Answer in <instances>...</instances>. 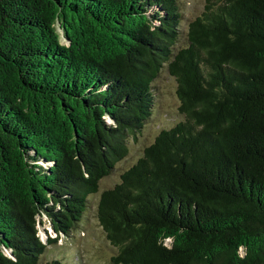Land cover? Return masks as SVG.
<instances>
[{
  "label": "trees",
  "instance_id": "1",
  "mask_svg": "<svg viewBox=\"0 0 264 264\" xmlns=\"http://www.w3.org/2000/svg\"><path fill=\"white\" fill-rule=\"evenodd\" d=\"M180 22L179 0H0V264H68L37 225L79 227L163 67L183 118L99 193L112 262L264 264V0Z\"/></svg>",
  "mask_w": 264,
  "mask_h": 264
},
{
  "label": "rangeland",
  "instance_id": "2",
  "mask_svg": "<svg viewBox=\"0 0 264 264\" xmlns=\"http://www.w3.org/2000/svg\"><path fill=\"white\" fill-rule=\"evenodd\" d=\"M179 1L180 28L184 32L188 23L203 11L205 0ZM57 30L61 42H64L61 31ZM175 88L174 77L169 74L166 67H163L153 82L155 98L150 118L135 138L129 137L127 154L116 163L110 174L99 180L98 191L89 194L86 217L77 229L68 236H57L47 219L43 218L42 222L38 223V234L42 240L45 241L47 237L57 239L55 243L47 245L41 260L58 257L68 264H114L111 256L115 253V247L106 239L96 215L99 193L118 181L120 173L135 162L161 128L170 127L183 118L178 110L179 100Z\"/></svg>",
  "mask_w": 264,
  "mask_h": 264
}]
</instances>
